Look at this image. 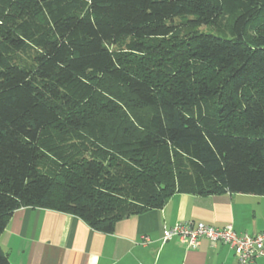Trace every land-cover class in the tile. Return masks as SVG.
Listing matches in <instances>:
<instances>
[{
  "label": "trees",
  "instance_id": "obj_1",
  "mask_svg": "<svg viewBox=\"0 0 264 264\" xmlns=\"http://www.w3.org/2000/svg\"><path fill=\"white\" fill-rule=\"evenodd\" d=\"M226 192L264 195V0H0V235Z\"/></svg>",
  "mask_w": 264,
  "mask_h": 264
},
{
  "label": "crops",
  "instance_id": "obj_2",
  "mask_svg": "<svg viewBox=\"0 0 264 264\" xmlns=\"http://www.w3.org/2000/svg\"><path fill=\"white\" fill-rule=\"evenodd\" d=\"M189 221L232 224L240 234L257 235L264 230V195L177 193L162 208L118 221L112 233L73 214L20 207L0 247L13 264H238L236 252L222 242L202 238L190 247L177 236L164 239L165 229Z\"/></svg>",
  "mask_w": 264,
  "mask_h": 264
},
{
  "label": "built area",
  "instance_id": "obj_3",
  "mask_svg": "<svg viewBox=\"0 0 264 264\" xmlns=\"http://www.w3.org/2000/svg\"><path fill=\"white\" fill-rule=\"evenodd\" d=\"M175 236L190 247L198 246L202 238L212 243L222 242L236 252L238 264H264V230L257 235L240 234L232 224L218 227L205 222L189 221L165 229V240ZM144 240L147 243L149 238L144 237Z\"/></svg>",
  "mask_w": 264,
  "mask_h": 264
},
{
  "label": "rangeland",
  "instance_id": "obj_4",
  "mask_svg": "<svg viewBox=\"0 0 264 264\" xmlns=\"http://www.w3.org/2000/svg\"><path fill=\"white\" fill-rule=\"evenodd\" d=\"M179 20L176 19V22H178ZM201 31L207 32L208 30H210L209 28L206 27H201L200 28ZM33 53L34 51H28L25 53H17L13 56V61L19 64H25L26 62H29L33 59Z\"/></svg>",
  "mask_w": 264,
  "mask_h": 264
}]
</instances>
